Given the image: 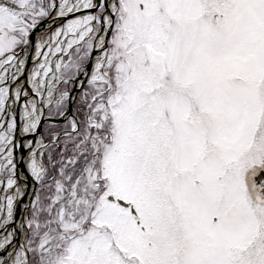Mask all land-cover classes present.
Wrapping results in <instances>:
<instances>
[{
	"label": "snow or ice",
	"instance_id": "obj_1",
	"mask_svg": "<svg viewBox=\"0 0 264 264\" xmlns=\"http://www.w3.org/2000/svg\"><path fill=\"white\" fill-rule=\"evenodd\" d=\"M0 264H264V0H0Z\"/></svg>",
	"mask_w": 264,
	"mask_h": 264
},
{
	"label": "water",
	"instance_id": "obj_2",
	"mask_svg": "<svg viewBox=\"0 0 264 264\" xmlns=\"http://www.w3.org/2000/svg\"><path fill=\"white\" fill-rule=\"evenodd\" d=\"M42 27H46V23H45V25H43ZM41 30H42V29H37V31H41ZM32 39H33V41H35V35H33ZM27 67H28L29 70L31 69V67H32V63H31V61H29ZM81 79H83V77H81ZM25 152H26V151H22L21 154H22L23 156L26 157L27 153H25ZM19 169H20V171L27 173L26 166L24 165V163H23V165H22V161H21L20 164H19ZM23 203H28L27 197L24 198ZM22 207H23V204H20V205H18V207H17V213H16V219H17V221H18L19 218H20V213H21V211H22Z\"/></svg>",
	"mask_w": 264,
	"mask_h": 264
}]
</instances>
